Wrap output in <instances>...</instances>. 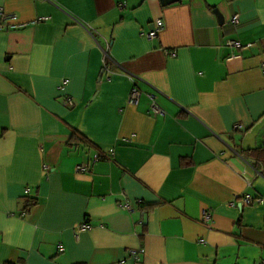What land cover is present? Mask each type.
<instances>
[{
    "label": "crops",
    "instance_id": "obj_1",
    "mask_svg": "<svg viewBox=\"0 0 264 264\" xmlns=\"http://www.w3.org/2000/svg\"><path fill=\"white\" fill-rule=\"evenodd\" d=\"M0 9V264H264V0Z\"/></svg>",
    "mask_w": 264,
    "mask_h": 264
},
{
    "label": "built area",
    "instance_id": "obj_2",
    "mask_svg": "<svg viewBox=\"0 0 264 264\" xmlns=\"http://www.w3.org/2000/svg\"><path fill=\"white\" fill-rule=\"evenodd\" d=\"M120 7H123V5H120ZM0 20H1V23H0V29H6V28H10V27H13V28H16L18 27V25H14V22H16L17 20V17L15 15H12V14H5L1 9H0ZM46 19L45 18H42L40 19V21H45ZM230 23L233 24V25H236L238 24V16L237 15H234L231 20H230ZM153 30L149 33L146 34V37L148 39H155L158 35V33L162 30V27H163V21L161 19H157L154 23H153ZM226 45L232 49H237V50H241V49H247V48H250L251 47V44H246V45H242L239 41L237 40H227L226 41ZM109 50V47L108 45L106 46V50H103V54H104V61H103V64H104V68H105V61L108 59V55H107V52ZM167 55H174V52H168ZM239 58V55L237 54H231L229 55L228 59L229 60H233V59H237ZM264 68V67H263ZM141 96V91L136 87V86H133L132 89L130 90V93H129V96H128V103L131 104V105H136L139 98ZM147 98L149 99L150 101V105H149V109H150V112L152 113V115H159V116H163L164 115V111L157 105L156 103V98H157V94L156 93H147L146 94ZM65 105H67L68 107H72L73 106V102L71 99L67 98L65 100ZM241 129V126L240 125H237L234 127V130H240ZM112 151H109V154H111ZM104 155H102V153H95L91 158H90V161L92 163H95V162H98V161H101L104 159ZM75 170L77 172H86L88 170V167L87 166H84L82 164L80 165H77L75 167ZM28 190L25 191V194L28 195ZM262 202V199L259 198V197H252L250 195H244L240 198V205L242 206H248V205H251L253 203H261ZM124 208L128 211H132V208L128 205H125ZM201 220L203 222H208L210 220V213L208 210L206 211H203L202 213V218ZM90 228L89 225L83 223V224H80L78 225L74 230H75V233H79L81 231H86ZM59 252H62L63 249L61 247H59L58 249ZM143 255V249H136V250H130L129 251V256L134 260V261H139L140 260V257Z\"/></svg>",
    "mask_w": 264,
    "mask_h": 264
},
{
    "label": "trees",
    "instance_id": "obj_3",
    "mask_svg": "<svg viewBox=\"0 0 264 264\" xmlns=\"http://www.w3.org/2000/svg\"><path fill=\"white\" fill-rule=\"evenodd\" d=\"M73 135H72V137H71V139H73ZM258 150V153H260V152H264V146L262 147V148H259V149H256V151ZM36 204V202H35V200L34 199H27L26 201H25V206H24V212L25 213H28L29 212V210H30V208L32 207V206H34Z\"/></svg>",
    "mask_w": 264,
    "mask_h": 264
},
{
    "label": "water",
    "instance_id": "obj_4",
    "mask_svg": "<svg viewBox=\"0 0 264 264\" xmlns=\"http://www.w3.org/2000/svg\"><path fill=\"white\" fill-rule=\"evenodd\" d=\"M180 0H160V3L165 6V5H169V4H173V3H176V2H179ZM215 15L217 16L218 18V22L219 24H223L224 22V19L223 17L219 14V12L217 10L214 11Z\"/></svg>",
    "mask_w": 264,
    "mask_h": 264
}]
</instances>
